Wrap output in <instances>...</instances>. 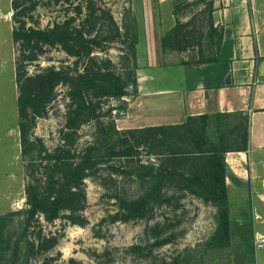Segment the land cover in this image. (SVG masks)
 Segmentation results:
<instances>
[{"label":"trees","instance_id":"trees-1","mask_svg":"<svg viewBox=\"0 0 264 264\" xmlns=\"http://www.w3.org/2000/svg\"><path fill=\"white\" fill-rule=\"evenodd\" d=\"M202 1L195 0L196 3ZM21 3L22 0H14L15 7ZM208 5L212 17L213 0H208ZM181 6L180 3L174 7L177 24L163 38L165 46L181 48L175 45L182 35ZM84 9L86 16L83 19L94 26L104 20L102 29L94 36L87 35L84 24L74 23L77 15L68 16L53 27L39 28L23 23L13 31V37L24 49L22 60L37 59L35 50L43 44H62L77 59L74 65H50L36 73H29L23 63L19 65V126L24 152L33 153V158L42 157L47 163L45 177L27 186L26 206L0 214V264H31L29 250L36 245L29 238L31 228L40 222L41 216L53 221L64 209L83 207L87 200L86 178L98 175L105 184L106 176L102 172L105 169L114 181V174L128 176L144 188V192L136 197L118 190L111 193L109 196L116 198L119 205L112 220L151 218L158 208L177 209L187 194H193L217 208L215 236L218 241L229 245L232 237L237 236L253 252V223H241L231 217L226 160L229 150L247 149L248 116L236 112L243 122L230 130L237 133L233 139H228L229 133L222 128L223 119L233 114L230 112L189 115L179 124L126 129H119L114 118L105 123V104L113 98L125 100L129 87L137 85L138 30L137 25L123 29L112 9L98 5L94 0H87L85 6L77 5L79 18ZM116 41L123 44L119 63L107 55L108 44ZM97 49L106 54L97 53ZM211 60L218 59L213 57ZM61 83L69 86L71 99L67 132L62 137L63 143L53 152H47L37 139H31V129ZM113 106L110 105L109 110H113ZM211 119L219 125L218 142L212 145L208 137ZM90 120L97 126L93 141L82 148L74 147L80 127ZM178 143L190 145L185 148ZM141 144L158 154L157 161H145L139 155L136 148Z\"/></svg>","mask_w":264,"mask_h":264},{"label":"rangeland","instance_id":"rangeland-1","mask_svg":"<svg viewBox=\"0 0 264 264\" xmlns=\"http://www.w3.org/2000/svg\"><path fill=\"white\" fill-rule=\"evenodd\" d=\"M94 1L111 8L123 29L136 27V19L156 17L157 0ZM78 4L85 6L87 0H22L18 7L14 6V0H0V214L26 206L27 186L45 177L47 163L42 157L33 158V153L24 152L19 126V65L23 63L29 73H36L50 65H74L77 59L62 44H43L35 50L37 59L22 60L24 49L13 37V31L23 23L49 28L68 16L77 15L74 23L84 24L88 36L98 34L104 20L94 26L91 21L83 19L86 9L79 18ZM181 4L182 35L175 45L191 51L209 50L213 39L209 35L205 38L212 19L208 0L200 3L190 0ZM152 6L153 14L150 11ZM108 45L107 55L119 63L123 44L116 41ZM97 53L106 54L100 49ZM191 53L188 52L187 56L190 54L193 60L197 55ZM201 57L205 56L201 54ZM135 90L134 85L129 87L130 94ZM70 101L69 86L59 84L45 112L31 129V139H37L47 152H53L64 141ZM127 103V100L110 99L105 104V123L114 118L119 129L128 128L116 119L127 110ZM110 105L115 108L109 110ZM241 122L243 119L236 113L223 119L222 128L229 133L228 139L237 137L236 131L232 133L230 130ZM218 126L211 119L208 125L211 145L218 142ZM96 130L94 120L84 123L77 133L74 147L82 148L92 142ZM179 145L188 148L190 144ZM136 151L145 161L158 159V154L145 144L139 145ZM102 172L106 176L105 184L98 175L86 178L87 200L83 207L64 209L53 221L41 216L40 222L31 228L29 238L36 243L34 248L28 246L31 264H178V261L179 264H255L256 247L251 252L237 236L232 237L229 245L218 241L214 205L193 194H187L179 208L160 207L151 218L112 220L119 205L116 198L109 195L118 190L136 197L144 192V188L131 177L114 174V181L108 170Z\"/></svg>","mask_w":264,"mask_h":264},{"label":"crops","instance_id":"crops-1","mask_svg":"<svg viewBox=\"0 0 264 264\" xmlns=\"http://www.w3.org/2000/svg\"><path fill=\"white\" fill-rule=\"evenodd\" d=\"M187 1L157 0L156 17L136 19L137 85L124 96L128 108L116 119L125 127H144L204 113L247 115V149L226 153L230 212L235 221H251L255 237L264 236V0H213L205 34L213 41L202 52L164 45L177 24L175 5ZM255 264H264V245Z\"/></svg>","mask_w":264,"mask_h":264},{"label":"built area","instance_id":"built-area-1","mask_svg":"<svg viewBox=\"0 0 264 264\" xmlns=\"http://www.w3.org/2000/svg\"><path fill=\"white\" fill-rule=\"evenodd\" d=\"M264 245V236H256L255 237V247L256 249L262 247Z\"/></svg>","mask_w":264,"mask_h":264}]
</instances>
